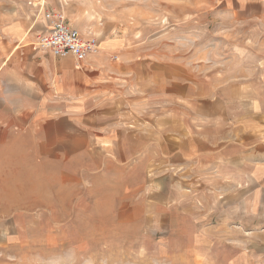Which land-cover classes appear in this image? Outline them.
Returning <instances> with one entry per match:
<instances>
[{"label": "rangeland", "instance_id": "1", "mask_svg": "<svg viewBox=\"0 0 264 264\" xmlns=\"http://www.w3.org/2000/svg\"><path fill=\"white\" fill-rule=\"evenodd\" d=\"M28 1L0 6L35 12L38 1ZM80 2L59 11L67 22L85 13L99 41L125 47L127 58L186 70L202 94L232 109V126L254 109L256 157L264 158V0ZM120 167L71 149L17 146L3 155L0 264H247L246 252L264 255L263 208L248 223L237 204L218 210L216 180L173 179L163 163Z\"/></svg>", "mask_w": 264, "mask_h": 264}, {"label": "crops", "instance_id": "2", "mask_svg": "<svg viewBox=\"0 0 264 264\" xmlns=\"http://www.w3.org/2000/svg\"><path fill=\"white\" fill-rule=\"evenodd\" d=\"M37 1L35 12L0 6V158L17 146H34L41 153L71 149L73 157H106L124 170L131 162L141 163L142 171L163 163L174 169L173 179L216 180L218 210L237 204L247 211V222L253 221L264 209V158L256 157L262 145L254 109L234 127L232 109L217 105L214 94H202L204 87L186 70L177 74L173 64L129 59L125 47L105 41L84 62L56 58L37 46L50 26L46 15L71 14L68 4L81 2L49 0L56 5L50 11L46 0ZM85 17L68 23L88 38L98 26L84 23ZM115 53L122 58L113 60ZM245 258L247 264L264 261L257 252Z\"/></svg>", "mask_w": 264, "mask_h": 264}, {"label": "built area", "instance_id": "3", "mask_svg": "<svg viewBox=\"0 0 264 264\" xmlns=\"http://www.w3.org/2000/svg\"><path fill=\"white\" fill-rule=\"evenodd\" d=\"M46 18L50 26L37 37V46L41 50L50 52L56 58L74 57L78 62L101 52L99 37H83L67 22L63 13H49Z\"/></svg>", "mask_w": 264, "mask_h": 264}, {"label": "bare ground", "instance_id": "4", "mask_svg": "<svg viewBox=\"0 0 264 264\" xmlns=\"http://www.w3.org/2000/svg\"><path fill=\"white\" fill-rule=\"evenodd\" d=\"M17 150V149H16Z\"/></svg>", "mask_w": 264, "mask_h": 264}]
</instances>
